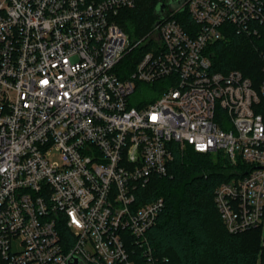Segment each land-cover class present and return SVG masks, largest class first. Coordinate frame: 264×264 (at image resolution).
Returning <instances> with one entry per match:
<instances>
[{
	"label": "built area",
	"instance_id": "2783aa9c",
	"mask_svg": "<svg viewBox=\"0 0 264 264\" xmlns=\"http://www.w3.org/2000/svg\"><path fill=\"white\" fill-rule=\"evenodd\" d=\"M137 2L0 0V264H162L147 233L165 201L136 191L167 174L174 143L250 166L215 202L232 233L263 223L264 49L254 81L214 71L209 46L260 35L264 0H182L133 40L116 16Z\"/></svg>",
	"mask_w": 264,
	"mask_h": 264
},
{
	"label": "trees",
	"instance_id": "16d2710c",
	"mask_svg": "<svg viewBox=\"0 0 264 264\" xmlns=\"http://www.w3.org/2000/svg\"><path fill=\"white\" fill-rule=\"evenodd\" d=\"M167 0H138L134 8H125L116 16L117 23L133 40L146 35L158 19L157 6ZM191 24L188 14L180 16ZM145 46L134 48L119 65V75L126 77L134 69ZM264 49V28L260 35L231 32L226 39L209 46L213 70H240L259 81L262 77L260 51ZM161 83L149 85L148 90ZM150 97V94L146 96ZM174 159L168 172L153 176L136 191L139 205L163 198L165 206L147 236L162 264H264L263 223L255 228L232 233L226 227L215 202L219 185L239 174L222 153L197 152L191 145L174 143ZM239 165V166H240Z\"/></svg>",
	"mask_w": 264,
	"mask_h": 264
},
{
	"label": "rangeland",
	"instance_id": "374dc122",
	"mask_svg": "<svg viewBox=\"0 0 264 264\" xmlns=\"http://www.w3.org/2000/svg\"><path fill=\"white\" fill-rule=\"evenodd\" d=\"M149 84H142L137 88V91L133 93L130 96V102L134 103V105H137L139 103L144 104L148 103L149 99L146 97L150 94V91L147 89ZM47 158L53 162V163H63V154L60 149L53 148L49 150L47 154ZM262 239L264 243V220H263V226H262ZM260 261H262V257L259 256V264H262Z\"/></svg>",
	"mask_w": 264,
	"mask_h": 264
},
{
	"label": "water",
	"instance_id": "95a60500",
	"mask_svg": "<svg viewBox=\"0 0 264 264\" xmlns=\"http://www.w3.org/2000/svg\"><path fill=\"white\" fill-rule=\"evenodd\" d=\"M182 0H167V1H161L158 6H157V15L160 17L166 10L167 5H172V4H178ZM159 21H157L155 24H157Z\"/></svg>",
	"mask_w": 264,
	"mask_h": 264
}]
</instances>
